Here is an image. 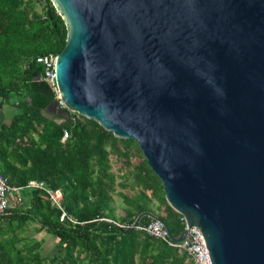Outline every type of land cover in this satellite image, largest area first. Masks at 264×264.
<instances>
[{
	"label": "water",
	"instance_id": "obj_1",
	"mask_svg": "<svg viewBox=\"0 0 264 264\" xmlns=\"http://www.w3.org/2000/svg\"><path fill=\"white\" fill-rule=\"evenodd\" d=\"M69 113L132 140L210 264H264V0H50Z\"/></svg>",
	"mask_w": 264,
	"mask_h": 264
},
{
	"label": "trees",
	"instance_id": "obj_2",
	"mask_svg": "<svg viewBox=\"0 0 264 264\" xmlns=\"http://www.w3.org/2000/svg\"><path fill=\"white\" fill-rule=\"evenodd\" d=\"M65 36L50 0H0V111L17 105L9 122L0 123V173L20 188L23 203L0 217V264H193L184 252L131 228L143 212L159 218L172 237L184 227L132 140L75 113L60 124L42 116L56 93L36 58L55 57ZM63 132L68 138L61 141ZM31 180L60 190V209L73 222L59 221L61 211L43 190L25 188ZM150 221L143 216L136 227ZM29 225L54 238V256L40 253L41 241L21 237Z\"/></svg>",
	"mask_w": 264,
	"mask_h": 264
},
{
	"label": "built area",
	"instance_id": "obj_3",
	"mask_svg": "<svg viewBox=\"0 0 264 264\" xmlns=\"http://www.w3.org/2000/svg\"><path fill=\"white\" fill-rule=\"evenodd\" d=\"M36 63L41 64L44 68L43 78H42L43 81H45V83L53 91H55L54 71H53L54 56L48 55V56L38 57L36 58ZM67 138H68L67 132H63L61 135V141H64ZM25 188L27 189L35 188V189L43 190L46 197L53 204V206L57 207L61 211V214L59 216V221L61 222L64 219H67L70 222H73L72 218L67 216L60 209L59 203L62 198V194L60 190L46 189L43 183L36 182L33 180L28 181ZM19 192H20V188L9 185L7 183L6 178L2 176V174L0 173V217L5 213L6 209L10 206V203L12 204V206L14 205H17L18 207L21 206L22 203L20 201ZM181 220L183 221L182 218ZM183 226H184V221H183ZM136 228L141 232H143L144 235L164 241L168 246L184 252L193 264H210L205 247L204 245H202V242L195 227L188 228L186 237L178 243H173L168 240L165 230L158 221L151 220L147 224Z\"/></svg>",
	"mask_w": 264,
	"mask_h": 264
},
{
	"label": "rangeland",
	"instance_id": "obj_4",
	"mask_svg": "<svg viewBox=\"0 0 264 264\" xmlns=\"http://www.w3.org/2000/svg\"><path fill=\"white\" fill-rule=\"evenodd\" d=\"M16 113V110L14 111ZM118 213L119 209L117 210ZM36 226L29 225L26 230L22 233L21 237H24L26 241L40 240L41 247L40 253L46 255L47 257H52L55 255V242L52 239L53 237L44 233V232H35Z\"/></svg>",
	"mask_w": 264,
	"mask_h": 264
},
{
	"label": "crops",
	"instance_id": "obj_5",
	"mask_svg": "<svg viewBox=\"0 0 264 264\" xmlns=\"http://www.w3.org/2000/svg\"><path fill=\"white\" fill-rule=\"evenodd\" d=\"M16 108H17L16 104L5 105L3 107V109L0 111V123L9 122L11 117L14 115V111L16 110ZM10 206H12L11 203H10ZM52 239H54V238H52ZM38 241H40V240H38ZM53 241L55 242V240H53Z\"/></svg>",
	"mask_w": 264,
	"mask_h": 264
}]
</instances>
